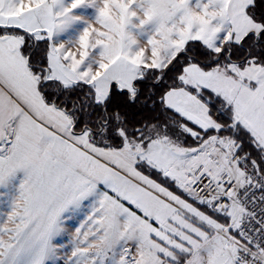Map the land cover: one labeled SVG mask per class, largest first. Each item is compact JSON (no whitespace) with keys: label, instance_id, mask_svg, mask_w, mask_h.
Masks as SVG:
<instances>
[{"label":"snow or ice","instance_id":"6c2138e0","mask_svg":"<svg viewBox=\"0 0 264 264\" xmlns=\"http://www.w3.org/2000/svg\"><path fill=\"white\" fill-rule=\"evenodd\" d=\"M0 264H264V0H0Z\"/></svg>","mask_w":264,"mask_h":264}]
</instances>
